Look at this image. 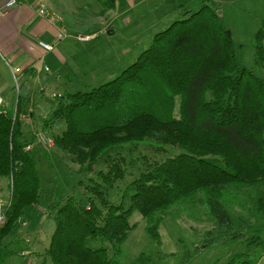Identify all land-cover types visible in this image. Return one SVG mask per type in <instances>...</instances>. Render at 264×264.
Wrapping results in <instances>:
<instances>
[{
    "label": "trees",
    "instance_id": "obj_1",
    "mask_svg": "<svg viewBox=\"0 0 264 264\" xmlns=\"http://www.w3.org/2000/svg\"><path fill=\"white\" fill-rule=\"evenodd\" d=\"M203 2L197 11L184 8L183 18L157 33L115 79L91 91L66 92L44 118L45 130L64 127L53 141L78 165V183L86 176L90 181L86 201L69 196L51 203L55 227L45 255L52 264H124L134 211L161 244L166 215L183 205L203 208L214 222L202 237L204 248L245 245L228 264H256L264 255V77L258 74L264 69V19L255 64L248 68L236 56L216 2ZM92 16L82 6L63 13L61 23L93 34L98 26L89 23ZM29 92L25 79L14 86L11 107L0 106V177L9 180L11 190L0 226V264L10 255L9 238L18 235L21 220L47 209L31 152L36 137L24 128ZM142 144L179 152L147 161L125 182L121 201L111 202L108 191L132 175L137 164L132 150ZM98 165L105 170L97 171ZM245 190L254 195L238 199ZM151 263L142 252L131 264Z\"/></svg>",
    "mask_w": 264,
    "mask_h": 264
},
{
    "label": "rangeland",
    "instance_id": "obj_2",
    "mask_svg": "<svg viewBox=\"0 0 264 264\" xmlns=\"http://www.w3.org/2000/svg\"><path fill=\"white\" fill-rule=\"evenodd\" d=\"M214 1L219 7L218 14L223 16L226 31L231 34L236 56L244 66L253 68L258 32L263 27L264 0ZM49 2L51 4L47 6L51 11L53 8L56 13L63 11L77 13L82 6L88 8L93 15L89 23L93 21L97 24L98 28L93 34H98V38L89 43L88 48L86 45L82 49L74 47L73 55L67 56L69 61L75 60L76 51L79 58L83 59L85 55L82 53L88 51L85 57L89 58L91 64L85 76L61 77L53 67L57 57L51 54L44 62L41 75L34 80L33 89L29 94L30 100L27 102L29 110L31 103L36 104V122H29V125L25 123L24 128L31 137H36L31 152L42 178L40 201L43 205L47 204V209L40 207V216L32 217L35 219L32 220L31 226L35 228L40 224L38 229L41 231L29 232L31 234H27V237L19 234L22 233L19 230L17 238L16 236L9 238L6 251H9L10 255L5 264H52L45 255L55 227L56 210L51 207V203H63L69 196L86 201L90 193L86 189V185L90 183L89 176L81 177L83 184H79L78 165L71 162V159L54 145V134H62L64 127L53 130L43 128L44 118L56 109L60 96L66 92L91 91L115 79L150 47L157 33L183 18L181 12L184 8L197 11L204 5L203 0H49ZM262 43L264 45V39ZM91 57H94V60ZM4 63L6 69L11 72L12 61L9 59ZM46 66L48 67L44 69ZM258 74L264 77V69L259 70ZM16 78L13 76L12 83L14 82L17 87ZM132 151L137 164L130 168L132 175L127 174L125 181H119L108 191L109 200L113 203L121 201L125 185L133 180L134 175L137 176L145 169L147 161H162L179 152L177 148L157 152L148 144L134 147ZM96 170L104 171L105 167L98 165ZM0 181L2 190L0 206L4 204V210L11 196L10 182L4 177H0ZM248 193L245 190L240 193L238 199L248 200ZM249 194L253 196L254 192ZM248 204L251 205V202L248 201ZM206 213L199 206L174 207L162 223L159 244L148 235L146 220L142 214L138 210L134 211L130 220L133 229L124 244L122 262L131 264L140 253L145 252L151 256L153 260L151 264H228L235 254L245 250V245L234 243L208 248L201 246L202 237L214 226L211 217ZM23 249H29L32 253L25 250L23 253ZM256 264H264V255Z\"/></svg>",
    "mask_w": 264,
    "mask_h": 264
},
{
    "label": "crops",
    "instance_id": "obj_3",
    "mask_svg": "<svg viewBox=\"0 0 264 264\" xmlns=\"http://www.w3.org/2000/svg\"><path fill=\"white\" fill-rule=\"evenodd\" d=\"M6 2L7 0H0V106L11 107L14 98L13 69L11 74L4 63L9 59L13 64L10 65L11 68H21L20 73L17 74L18 85L25 79H30V92L33 89L34 80L39 78L40 73H42L45 60L51 54L57 57V62L53 67L61 77L78 78L88 74V66L91 61L85 57L88 54L87 50L82 53L85 55L83 59L79 58V53L76 51L75 60L69 61L67 56L73 55L74 47L82 49L86 45L88 48V44L96 40L98 34H92L95 37L88 41L83 42L80 40L77 37L80 34L79 32L68 29L61 23L62 14L69 12L56 13L53 8L51 11L50 7L47 6L51 4L49 0H18L16 7L9 10L6 8ZM42 8L44 12L41 11ZM42 43L52 45L53 48L46 49ZM89 48H92V46H89ZM91 59L94 60V57H91ZM28 69L31 70L25 73L24 71ZM5 75L8 77L6 78ZM28 100H30L29 95ZM35 105V103L30 104L31 113L27 118L24 117V121L28 125L29 122H36ZM39 216L30 215L21 220L20 224L22 223V225H20L19 230L22 233H19V230L18 233L28 237L27 234L40 230L38 229L40 224L35 228L31 226L32 220L35 219L32 217ZM17 237L18 235H16ZM24 250H22L23 253L25 251L32 253L29 249Z\"/></svg>",
    "mask_w": 264,
    "mask_h": 264
},
{
    "label": "built area",
    "instance_id": "obj_4",
    "mask_svg": "<svg viewBox=\"0 0 264 264\" xmlns=\"http://www.w3.org/2000/svg\"><path fill=\"white\" fill-rule=\"evenodd\" d=\"M17 4H18V0H7L6 8L8 10L12 9L13 7H16ZM41 11L44 12L43 8H42ZM77 37L84 42V41H88V40L92 39L93 37H95V35H92V34H86V35L79 34V35H77ZM42 44H43V47L46 48V49H52L53 48L52 45H48V44H45V43H42ZM20 71H21L20 67H14L13 68L14 76L17 77L18 76L17 74L20 73ZM16 79L18 81V77ZM3 206H4V204H3ZM3 206H0V226H2L5 223V221H6V217H5V214H4Z\"/></svg>",
    "mask_w": 264,
    "mask_h": 264
},
{
    "label": "water",
    "instance_id": "obj_5",
    "mask_svg": "<svg viewBox=\"0 0 264 264\" xmlns=\"http://www.w3.org/2000/svg\"><path fill=\"white\" fill-rule=\"evenodd\" d=\"M220 13H221V12H220ZM227 34H228V36L230 37V35H231V34H230V32H229V31H227Z\"/></svg>",
    "mask_w": 264,
    "mask_h": 264
}]
</instances>
